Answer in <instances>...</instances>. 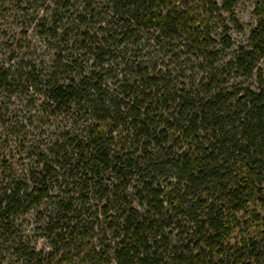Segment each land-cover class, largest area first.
<instances>
[{"label":"trees","instance_id":"1","mask_svg":"<svg viewBox=\"0 0 264 264\" xmlns=\"http://www.w3.org/2000/svg\"><path fill=\"white\" fill-rule=\"evenodd\" d=\"M94 1L48 64L0 67V94L72 123L21 178L0 153V246L42 208L55 255L87 264H264V0L237 47L244 0Z\"/></svg>","mask_w":264,"mask_h":264},{"label":"rangeland","instance_id":"2","mask_svg":"<svg viewBox=\"0 0 264 264\" xmlns=\"http://www.w3.org/2000/svg\"><path fill=\"white\" fill-rule=\"evenodd\" d=\"M94 2L92 7L100 8L101 0ZM255 2L256 0H244L235 8L236 19L243 28L242 33L232 30L229 34L235 47L246 45L248 34L255 23L252 15ZM71 3L73 8L67 13L63 6L64 0H29L19 4L20 6L13 0H0V67L48 64L52 61L55 53L53 48L59 41L57 35L63 30L71 33V37L76 34V12L83 10L89 0H71ZM226 17L223 15L224 19ZM59 18L62 21L55 24L54 37L42 36L41 25H44L43 32L47 33L51 31L52 23L59 21ZM99 18L98 16L94 20ZM94 20L87 25L88 29H97L98 25ZM226 25L230 27L228 22ZM21 43L23 47L19 48ZM25 69L26 67L22 72ZM10 91L8 99L7 95L0 94V153L8 151V158L18 165L16 175L21 178L24 169L32 166L29 155L39 148L42 150L72 123L63 115L48 118L42 113L37 99L24 90ZM44 211L42 208L34 209L17 219L16 232L8 234V243L4 247L0 246V264H34L22 252L17 251L18 242L27 249L34 250L37 259H45L47 264H87L84 255L76 257L74 250L55 255L54 251L60 246L54 248L45 235L42 226L47 213ZM63 255H66L67 260L61 262Z\"/></svg>","mask_w":264,"mask_h":264}]
</instances>
